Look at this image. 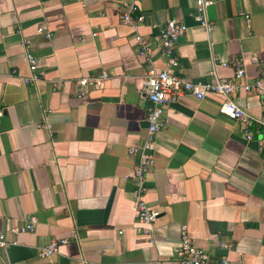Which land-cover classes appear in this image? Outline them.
I'll use <instances>...</instances> for the list:
<instances>
[{
  "label": "crops",
  "instance_id": "crops-1",
  "mask_svg": "<svg viewBox=\"0 0 264 264\" xmlns=\"http://www.w3.org/2000/svg\"><path fill=\"white\" fill-rule=\"evenodd\" d=\"M129 1L0 0V264H176L182 225L209 264H264L262 125L246 140L243 124L218 112L217 94L169 104L143 183L144 201L160 212L152 225L137 218L130 153L146 132L145 73L168 66L155 40L161 26L176 19L188 27L172 72L206 82L215 64L232 79L242 58L239 83H251L260 65L250 56L264 59V0H214L210 32L195 22L194 0H136L145 20L135 31L121 21ZM27 51L43 71L34 85L25 82ZM104 74L99 88L78 91L81 78ZM232 99L264 119V96L237 89ZM30 216L32 232H11ZM56 239L67 243L40 257Z\"/></svg>",
  "mask_w": 264,
  "mask_h": 264
},
{
  "label": "built area",
  "instance_id": "built-area-1",
  "mask_svg": "<svg viewBox=\"0 0 264 264\" xmlns=\"http://www.w3.org/2000/svg\"><path fill=\"white\" fill-rule=\"evenodd\" d=\"M214 0H194V20L199 27L207 32L212 30V24L206 17L207 8L213 4ZM124 12L121 15V21L129 24L137 31L139 24L145 20V16L138 12L136 0L124 2ZM188 27L176 19H170L161 26L155 40L158 44L159 51L162 56L167 59V68L157 69L150 67L142 80L140 87V97L148 103L146 112V132L143 142L137 148H131L130 153L137 155V162L132 169V178L134 181L133 196L135 199V209L139 222L152 225L160 215L158 210H155L147 205L143 199V183L148 172L154 164V152L156 149V136L159 131L164 128L163 114L167 106L177 102L184 95L193 97L196 100H202L209 94H217L223 97V101L219 105L218 112L227 118L238 121L244 126V135L246 140H252V131L254 123L262 125V134L256 143L258 150L264 149V119H258L248 113L246 110L238 106L232 99L233 93L237 89L251 91L259 96H264V59H259L257 56H250V62L259 64V72L251 83H239L245 78V68L243 59H236L233 62L234 75L233 78H225L219 76L214 69L211 72L212 80L206 82H193L172 72L170 67H178L179 62L174 56V47L178 39L186 33ZM37 31L43 33L46 38H50L51 34L46 30V27L40 25ZM135 42L139 46V54H148L151 49L143 38L135 34ZM25 48L28 49L29 41L24 40ZM26 60L29 69V76L25 82L34 85L43 77V71L37 65L35 56L29 51L26 52ZM221 66H226V63H221ZM106 79L105 74L100 77H84L77 81V89L81 92L88 87L99 88ZM1 116V110H0ZM37 220L34 216H30L23 221L19 226H13L11 232L20 234L32 232L35 228ZM67 243L65 239H56L48 242L45 246L39 249V256L43 258H51L58 252L60 246ZM7 241L3 234H0V248H3ZM222 247H227L222 244ZM173 255L176 264H209L210 256L202 249L196 247L188 233L187 227L182 225L179 232L178 244L173 248ZM223 264H229L227 259H222Z\"/></svg>",
  "mask_w": 264,
  "mask_h": 264
}]
</instances>
